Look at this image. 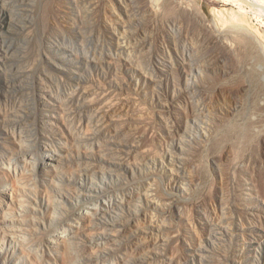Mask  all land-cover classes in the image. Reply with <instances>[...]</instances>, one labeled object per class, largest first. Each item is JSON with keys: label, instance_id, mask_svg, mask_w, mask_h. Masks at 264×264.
<instances>
[{"label": "rangeland", "instance_id": "374dc122", "mask_svg": "<svg viewBox=\"0 0 264 264\" xmlns=\"http://www.w3.org/2000/svg\"><path fill=\"white\" fill-rule=\"evenodd\" d=\"M68 1L0 0L2 263L264 264V1Z\"/></svg>", "mask_w": 264, "mask_h": 264}, {"label": "bare ground", "instance_id": "6f19581e", "mask_svg": "<svg viewBox=\"0 0 264 264\" xmlns=\"http://www.w3.org/2000/svg\"><path fill=\"white\" fill-rule=\"evenodd\" d=\"M28 1V3H29V5H32V4H34V2L36 1L39 5H42L41 7H43V8H47L48 10H55L56 9V7L58 8L59 6L57 5L58 3H60V2H58L59 0H26V2ZM70 1V0H69ZM69 1H68V3H69ZM74 1V0H73ZM230 1V0H229ZM231 1H234L235 3H237L238 1H240V0H238L237 2H236V0H231ZM264 1V0H263ZM21 2H22V0H20V4H21ZM57 2V4H55ZM169 2V1H168ZM172 3H173V1H171ZM233 2V3H234ZM259 2H260V0H259ZM61 3H63V2H61ZM66 3V2H65ZM73 3V2H72ZM77 3V2H76ZM80 3V2H79ZM22 4H23V2H22ZM81 4V3H80ZM60 5V4H59ZM74 5V4H73ZM72 4H71V6H73ZM21 6V5H20ZM33 6V5H32ZM61 6V5H60ZM31 8V7H30ZM76 8V7H75ZM61 9V7H59V10ZM33 10V9H32ZM57 10V9H56ZM71 10V9H70ZM74 10H76V9H74ZM78 10V9H77ZM55 11H53L52 13H54ZM58 12V11H57ZM57 12L56 13H54V15L55 14H57ZM219 12V11H218ZM59 13H60V11H59ZM220 13V12H219ZM215 14H217V13H215ZM232 15V17H230L231 19L229 20V19H227V21L228 22H232V24L231 25H229L230 23H228V25H229V27L231 26V30L233 29H237L238 31H240L242 34L241 35H238V36H240L241 37V41L242 42H244V43H242V47L241 48H243V46H245L244 44L246 43V45H247V42L248 43H252L253 41H250L251 40V38L250 37H254V38H256V39H258V41H259V43H261L263 46H264V38H263V36L261 35V33H259L257 30H259V29H256V26H253L251 23H250V21H249V18L246 16V13H245V11L243 10V9H241V10H238V11H234V13H232L231 14ZM216 16V15H215ZM221 16V15H220ZM219 16V17H220ZM248 16H249V14H248ZM217 17H218V15H217ZM223 18V17H222ZM226 18V17H225ZM229 18V17H228ZM217 19V18H216ZM224 21H225V23L227 24V22H226V20L225 19H223ZM223 20H221V19H219L218 21H216V28H217V30L220 32V34H222L223 35V33H221V31H223V30H225L226 29V25H225V23L223 22ZM228 25H227V27H228ZM222 26H225V29H223V30H221L223 27ZM23 27V26H22ZM228 27V28H229ZM227 28V29H228ZM226 29V30H227ZM256 29V30H255ZM231 30H230V32H231ZM261 30V29H260ZM259 30V31H260ZM262 32V31H261ZM227 33L229 34V31H227ZM226 33V34H227ZM240 34V33H239ZM230 35H228V37H229ZM232 36V35H231ZM234 36V35H233ZM227 37V38H228ZM225 38H226V36H225ZM237 38V37H236ZM247 38H248V41H247ZM239 38H237V41L238 42H240L241 43V41H240V39L238 40ZM236 41V40H235ZM236 41V42H237ZM237 42V43H238ZM230 44V43H229ZM254 44V43H253ZM249 45H251V47H253V48H255L252 44H249ZM258 46V45H257ZM259 47V46H258ZM247 48V47H246ZM250 48V47H249ZM263 48V47H262ZM255 49H258L257 47L255 48ZM254 49V50H255ZM264 49V48H263ZM245 50H247V49H243V51H245ZM250 50V49H249ZM248 50V51H249ZM254 50H250V51H254ZM242 51V52H243ZM259 51V50H258ZM262 51V50H261ZM260 51V52H261ZM264 51V50H263ZM262 51V52H263ZM246 52V53H245ZM244 53L245 54H247V51H245ZM254 52H256V51H254ZM253 52V53H254ZM249 53V52H248ZM244 54V59L242 58V57H240V59L242 58L243 59V61L245 60V58H247V57H249V56H247L246 57V55ZM250 54H252V53H250ZM255 55H256V53H255ZM254 55V56H255ZM258 55V54H257ZM256 55V56H257ZM254 56H252V58L251 59H253V57ZM251 57V56H250ZM254 58H256V57H254ZM260 58H261V56H260ZM239 60V59H238ZM248 59H246L245 60V62L247 61ZM240 61V60H239ZM249 61H250V59H249ZM39 63V62H38ZM250 63V62H249ZM251 63H252V61H251ZM257 63V62H256ZM255 63V64H256ZM2 64V63H1ZM253 64V63H252ZM3 65V64H2ZM7 65H5V67H6ZM32 66V65H31ZM1 67V66H0ZM4 67V66H3ZM4 67V68H5ZM7 68V67H6ZM2 69V68H1ZM8 69V68H7ZM248 69V68H247ZM4 70V69H3ZM24 71V70H23ZM258 71H260V70H258ZM4 72H6V71H4ZM1 73V72H0ZM253 73H254V71H253ZM256 73H257V71H256ZM264 74V73H263ZM252 76V75H251ZM259 77H260V74H259ZM264 79V78H263ZM248 82V81H247ZM252 88V87H251ZM259 90V89H258ZM264 90V89H263ZM255 91V90H254ZM185 92V91H184ZM259 94V93H258ZM185 97V96H184ZM255 103V102H254ZM1 106H4V105H1ZM25 106V105H24ZM256 107V106H255ZM4 107H2V109H3ZM0 110H1V107H0ZM253 111L255 110V108H253L252 109ZM5 111H6V113L8 112V110H7V108H5ZM15 111V110H14ZM21 111V112H20ZM13 112V111H12ZM35 112H37V108H31L30 106L29 107H27V106H25V107H23V105H22V107L20 108V110H17V111H15V112H13V114H12V116H15V117H13V118H11L10 117V115L11 114H8V117L11 119V121H14V122H16V121H23L24 119H26V120H29L30 119V117H33V119H34V117L35 116H32V114L34 115L35 114ZM250 114V113H249ZM256 114H257V112H256ZM261 115V114H260ZM258 116V115H257ZM262 116V115H261ZM8 118V119H9ZM260 118H262V117H260ZM264 118V117H263ZM254 119V118H253ZM248 120V119H247ZM248 121H250V119L248 120ZM258 121H259V119H258ZM257 121V122H258ZM261 121V120H260ZM28 122V121H27ZM246 122V121H245ZM256 122V121H255ZM256 122V123H257ZM230 123V122H229ZM249 123V122H248ZM262 123V122H261ZM242 124H244V123H242ZM263 125V124H262ZM27 126H28V128H29V123H27ZM250 126V125H249ZM255 126V125H254ZM257 126H260V124H257ZM256 127V126H255ZM248 128V127H247ZM246 128V129H247ZM252 128H250V130H251ZM253 129L255 130V128L253 127ZM250 130H248L249 132H250ZM256 130H257V127H256ZM22 131V130H21ZM25 132H26V130H25ZM252 132V131H251ZM250 132V133H251ZM257 132H258V130H257ZM246 133L247 132H245V138L244 139H247L248 137H246L247 135H246ZM11 135H14V133H12L11 132ZM26 135L27 134H23V136L24 137H26ZM238 135H240V132H239V134H236V136H238ZM251 135V134H250ZM249 136V135H248ZM239 137V136H238ZM244 137V136H243ZM241 138V137H240ZM253 138V137H252ZM25 146L26 147H28L29 145L28 144H25ZM58 157H60V155L58 154V153H53L52 155H50L49 157H48V160H50V159H52V160H57L58 159ZM41 163V162H40ZM39 163V165H41ZM46 164V163H45ZM1 178V177H0ZM0 181H1V179H0ZM3 182V181H2ZM1 183V182H0ZM4 185V184H3ZM5 185H7V184H5ZM1 186V185H0ZM3 187V186H2ZM6 189V190H5ZM7 189H10L11 191H14L16 188L15 187H6V188H4L2 191L3 192H7ZM18 190V189H17ZM97 198H95V199H93V200H96ZM89 208H91V207H89ZM25 211H26V209H25ZM25 211H24V213L23 212H20V213H16L14 210L13 211H11L10 210V206L9 205H5V206H0V240H1V242H0V246H1V253H0V264L3 262L2 261V259L4 258L3 256H4V253L6 252V250H5V245H6V242L8 241V242H10V243H18V242H27V241H25V239H23V236H24V234H23V232L24 231H26V232H28V231H30L29 230V228H28V224L25 222V220H26V217H25ZM90 210H84L83 212L85 213V212H89ZM74 214L75 215H77L78 216V213L77 212H74ZM18 221V223L19 224H17L16 222ZM26 224H27V226H26ZM54 230V229H53ZM26 232H24L25 234H26ZM29 234L31 233V232H28ZM23 235V236H22ZM72 235V233L71 234H62L61 233V231H54V237L55 238H57V239H62V238H69L70 236ZM25 245V244H24ZM19 246H21L20 244H19ZM9 250V249H8ZM11 250V249H10ZM11 252V251H10ZM3 253V254H2ZM3 256H2V255ZM7 254H8V252H7ZM7 260V259H6ZM5 261V260H4ZM10 261V260H9ZM8 260L5 262V263H2V264H8V262H9Z\"/></svg>", "mask_w": 264, "mask_h": 264}]
</instances>
